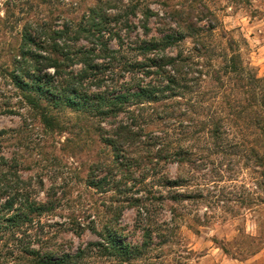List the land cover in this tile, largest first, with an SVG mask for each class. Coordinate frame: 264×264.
Masks as SVG:
<instances>
[{"label": "rangeland", "instance_id": "1", "mask_svg": "<svg viewBox=\"0 0 264 264\" xmlns=\"http://www.w3.org/2000/svg\"><path fill=\"white\" fill-rule=\"evenodd\" d=\"M95 1L0 0V203L45 204L18 234L0 237V264L23 262L21 239L82 250L75 264H264V0H121L135 21L148 10L149 21L196 22L178 50L201 71L196 116L221 126L213 139L193 135L188 163L159 160L155 176L138 171L118 191L88 184L96 166L115 161L94 119L30 106L8 77L27 21L76 20ZM165 172L181 186L160 185ZM110 229L138 256H102L91 244L105 243Z\"/></svg>", "mask_w": 264, "mask_h": 264}, {"label": "trees", "instance_id": "2", "mask_svg": "<svg viewBox=\"0 0 264 264\" xmlns=\"http://www.w3.org/2000/svg\"><path fill=\"white\" fill-rule=\"evenodd\" d=\"M120 2L96 0L76 20L27 21L8 73L26 104L39 107L46 102L94 119L115 161L96 166L88 184L117 191L138 171L155 176L159 160L179 168L188 163L193 135L205 132L213 139L221 126L211 117L201 121L196 116L191 93L199 89L201 71L178 50L192 29L198 33L196 22L169 24L158 14L149 21L148 10L135 21L134 7ZM187 28L190 31L184 33ZM207 29L213 27L208 24ZM194 51L202 55L205 47L200 44ZM160 182L163 187L181 186L180 176L168 172ZM44 208V203L16 204L13 199L0 203V237L18 234ZM18 241L21 247L15 250L24 259L13 264H75L83 253H57L34 248L32 241ZM104 241L91 244L102 256L123 261L140 253L138 246L119 240L111 229Z\"/></svg>", "mask_w": 264, "mask_h": 264}]
</instances>
